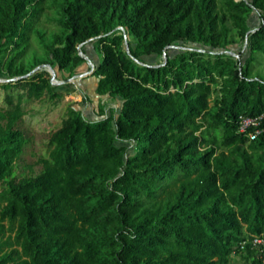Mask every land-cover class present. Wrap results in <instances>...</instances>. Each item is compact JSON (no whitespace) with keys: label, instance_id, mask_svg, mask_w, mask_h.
<instances>
[{"label":"trees","instance_id":"trees-1","mask_svg":"<svg viewBox=\"0 0 264 264\" xmlns=\"http://www.w3.org/2000/svg\"><path fill=\"white\" fill-rule=\"evenodd\" d=\"M44 1L1 0L0 50L22 46ZM221 1V10L218 0L54 1L64 31L44 44L48 62L71 68L85 60L77 44L93 38L103 54L92 72L96 90L121 96L123 106L96 119L71 109L51 135L43 171L15 180L24 95H7L0 214L20 249L0 264H264L259 247L240 248L264 235V133L249 140L239 131L241 114L264 113V79L249 75L264 51V0ZM254 11L261 22L252 27ZM233 29L244 60L243 50L230 51ZM22 52L7 59L20 78L2 86L23 85L39 98L52 75L23 77L29 70L14 65ZM216 91L220 107L210 105Z\"/></svg>","mask_w":264,"mask_h":264},{"label":"rangeland","instance_id":"rangeland-1","mask_svg":"<svg viewBox=\"0 0 264 264\" xmlns=\"http://www.w3.org/2000/svg\"><path fill=\"white\" fill-rule=\"evenodd\" d=\"M54 1L45 0L42 3L43 9L35 21L32 22L28 37L20 48L2 46L3 50H0V79L14 78L7 64V59L18 53L21 49H24V52L16 59L15 67L22 65L30 73L40 65L50 64L47 60L44 44L51 43L57 35L64 31V27L59 23L62 9ZM1 7L2 2L0 0ZM222 7V1L218 0L217 10H221ZM260 22L259 14L255 11L252 12L250 25L255 27ZM231 33L236 42L231 45L230 51L231 53L235 52L239 56V52L244 51V42L241 35L235 29ZM130 39L134 41L132 35H130ZM195 45L200 46L199 44L184 43L183 47ZM77 47L78 49L79 47L86 49L87 54H82L85 60L79 61L68 69L61 71L54 69L57 78L61 82L53 83V88L45 90L39 98L29 96L27 87L23 85L6 89L1 83L4 81H0V110L9 108L6 102L7 95L12 94L15 100H17L19 94L24 95L22 102L24 113L15 123V128L23 132L26 143L22 154L15 161L13 173L15 180H19L25 176H36L43 171L42 160L49 157L51 135L62 125L71 109L82 110L86 117L96 119L101 114L104 116L117 115L123 106V98L121 96L103 95L96 90L98 77L93 75L92 67L103 56L100 47L95 42L90 41L78 43ZM170 48L169 51L175 54L179 46H172ZM247 55L248 51H244L243 60ZM163 59H165V55L149 58L153 62H159ZM42 70L51 72L49 67H45L39 71ZM249 75L252 78L264 79V51L255 53ZM222 104V94L219 93L218 95L216 91L210 98V105L220 107ZM127 145L132 144L127 143ZM215 146L217 152H220L222 148L217 144ZM205 149L206 147L204 146L200 147L201 151H205ZM1 189L2 183L0 182ZM1 208L2 204L0 203V211ZM14 249H20V246L15 241V232L8 219H3L0 214V257L10 253ZM232 260L240 262L241 257L239 254L234 253Z\"/></svg>","mask_w":264,"mask_h":264},{"label":"built area","instance_id":"built-area-1","mask_svg":"<svg viewBox=\"0 0 264 264\" xmlns=\"http://www.w3.org/2000/svg\"><path fill=\"white\" fill-rule=\"evenodd\" d=\"M239 131L245 133L249 140H253L264 133V113L259 115H245L239 116ZM248 244L252 247H259L262 257L264 258V235L255 234L251 237L245 238L240 242V248L244 249Z\"/></svg>","mask_w":264,"mask_h":264},{"label":"water","instance_id":"water-1","mask_svg":"<svg viewBox=\"0 0 264 264\" xmlns=\"http://www.w3.org/2000/svg\"><path fill=\"white\" fill-rule=\"evenodd\" d=\"M119 28H122V27H119ZM93 38H90L88 41H90V40H92ZM126 45H127V49H128V51L130 52V49H129V44H128V40H127V35H126ZM79 50H80V53L81 54H83L84 52H83V50H82V48L81 47H79ZM164 55H165V57L167 56V54H166V52H164ZM92 63V62H91ZM95 65L93 64V70H94V67ZM45 67H49L50 69H51V75H52V83H60L61 81L57 78V74H56V71L54 70V68L50 65V64H47V65H45V64H43V65H40L38 68H36V69H34V70H32L30 73H28V74H25L23 77H29V76H31V75H33L34 73H36L37 71H39L40 69H43V68H45ZM20 77H14L13 79H15V80H17V79H19ZM9 80H12V79H10V78H6V79H0V81H9Z\"/></svg>","mask_w":264,"mask_h":264}]
</instances>
